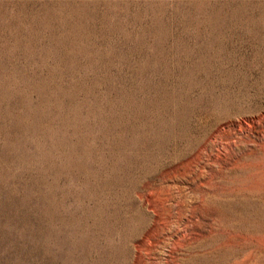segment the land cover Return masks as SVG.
Listing matches in <instances>:
<instances>
[{
  "label": "rangeland",
  "instance_id": "rangeland-1",
  "mask_svg": "<svg viewBox=\"0 0 264 264\" xmlns=\"http://www.w3.org/2000/svg\"><path fill=\"white\" fill-rule=\"evenodd\" d=\"M0 264H264V0H0Z\"/></svg>",
  "mask_w": 264,
  "mask_h": 264
}]
</instances>
